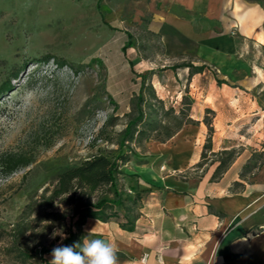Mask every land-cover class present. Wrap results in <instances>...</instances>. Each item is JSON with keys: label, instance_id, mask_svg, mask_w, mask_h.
<instances>
[{"label": "rangeland", "instance_id": "374dc122", "mask_svg": "<svg viewBox=\"0 0 264 264\" xmlns=\"http://www.w3.org/2000/svg\"><path fill=\"white\" fill-rule=\"evenodd\" d=\"M150 1L0 0V161L8 155L31 160L11 173L0 165V264H40V253L48 264L51 250L64 244L50 237L57 228L66 234L71 211L60 200L45 205L56 175L92 155H137L144 139L136 132L124 139V128L139 106L144 120L137 129L153 139L165 140L192 121V103L207 79L182 66L190 58L166 57L151 29ZM213 117L208 111L203 118L204 146ZM258 128L240 129L242 141L258 143L249 137ZM241 149L203 148L202 163L227 166ZM263 159L264 151L252 153L244 180ZM52 210L64 220L50 216Z\"/></svg>", "mask_w": 264, "mask_h": 264}, {"label": "crops", "instance_id": "0c3cea01", "mask_svg": "<svg viewBox=\"0 0 264 264\" xmlns=\"http://www.w3.org/2000/svg\"><path fill=\"white\" fill-rule=\"evenodd\" d=\"M148 9L166 57L202 65L193 77L208 85L191 122L165 140L144 139L121 167L125 189L141 194L134 228L89 217L83 235L110 241L119 264H264V159L241 176L264 151V0H151ZM208 111V151L242 146L216 177L220 161L202 163ZM258 125L249 136L258 143L242 141L240 129Z\"/></svg>", "mask_w": 264, "mask_h": 264}, {"label": "trees", "instance_id": "16d2710c", "mask_svg": "<svg viewBox=\"0 0 264 264\" xmlns=\"http://www.w3.org/2000/svg\"><path fill=\"white\" fill-rule=\"evenodd\" d=\"M182 66L191 69L192 73L200 72L203 69L202 65L194 66L192 63L182 64ZM138 100L140 102L143 100L141 94L138 95ZM143 116L144 112L139 106L136 117L129 120L124 128V139L133 140L135 132L140 139L149 137L145 135L143 127L137 129V125L144 120ZM206 147L210 148V140H208L204 149ZM203 154L202 152V157ZM130 158L129 155L121 152L113 159L103 154L92 155L78 165L68 167L56 175L55 185L49 198L45 201V205L53 207L54 201L60 200L65 205L71 206L69 223L65 227L67 239H64L63 245H73L82 241L84 238L82 226L89 217L101 221L118 219L122 228L126 230L134 228L138 217V204L141 194L127 191L124 184L120 182L123 176L121 165L125 164ZM30 162L31 160L24 156L8 155L1 159L0 165L6 173H11L20 167L27 166ZM225 164L224 161H220L212 177H216L218 171ZM235 184L239 183L236 182ZM34 204V202L28 203L24 213L31 212ZM48 214L53 216L54 219L64 220L65 218L63 213L56 210L49 211ZM19 253L27 256L26 252ZM39 259L40 264H44L42 253L39 254Z\"/></svg>", "mask_w": 264, "mask_h": 264}, {"label": "clouds", "instance_id": "9594fccd", "mask_svg": "<svg viewBox=\"0 0 264 264\" xmlns=\"http://www.w3.org/2000/svg\"><path fill=\"white\" fill-rule=\"evenodd\" d=\"M56 236L61 240L67 239L62 228L54 229L50 238ZM50 255L48 264H119L117 248L110 241L103 238L89 239L88 236L73 245L55 246Z\"/></svg>", "mask_w": 264, "mask_h": 264}, {"label": "built area", "instance_id": "2783aa9c", "mask_svg": "<svg viewBox=\"0 0 264 264\" xmlns=\"http://www.w3.org/2000/svg\"><path fill=\"white\" fill-rule=\"evenodd\" d=\"M145 258H143L142 260H144ZM158 260L161 262V257H158Z\"/></svg>", "mask_w": 264, "mask_h": 264}]
</instances>
